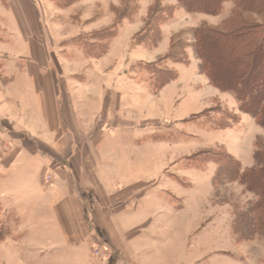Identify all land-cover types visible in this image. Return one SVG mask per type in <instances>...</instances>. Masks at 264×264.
Masks as SVG:
<instances>
[{
	"label": "rangeland",
	"instance_id": "rangeland-1",
	"mask_svg": "<svg viewBox=\"0 0 264 264\" xmlns=\"http://www.w3.org/2000/svg\"><path fill=\"white\" fill-rule=\"evenodd\" d=\"M0 5V264H124L109 238L136 235L166 243L169 264H264L258 195L216 173L223 160L252 167L264 126L210 84L193 48L195 28L225 30L235 0L200 23L177 0ZM243 15L264 32V12ZM158 67L173 78L155 88ZM34 76L57 89L52 121L29 119ZM59 196L78 204L63 215ZM120 224L129 236L111 233Z\"/></svg>",
	"mask_w": 264,
	"mask_h": 264
},
{
	"label": "trees",
	"instance_id": "trees-1",
	"mask_svg": "<svg viewBox=\"0 0 264 264\" xmlns=\"http://www.w3.org/2000/svg\"><path fill=\"white\" fill-rule=\"evenodd\" d=\"M187 12L215 15L223 0H177ZM245 11L264 12V0H235V7L225 22V30L195 28L194 52L200 60V71L211 85L233 93L243 112L252 115L264 126V32L263 25L247 20ZM155 70V71H154ZM153 86L158 88L173 76L170 70L155 68ZM224 153V152H223ZM223 160L225 156L221 155ZM228 158V157H226ZM217 166L219 175L229 174L254 191L259 199L255 204L254 225L264 230V152L254 153L255 164L244 168L232 160ZM232 164L231 169H228ZM229 170V172H228Z\"/></svg>",
	"mask_w": 264,
	"mask_h": 264
},
{
	"label": "crops",
	"instance_id": "crops-1",
	"mask_svg": "<svg viewBox=\"0 0 264 264\" xmlns=\"http://www.w3.org/2000/svg\"><path fill=\"white\" fill-rule=\"evenodd\" d=\"M1 3H2L3 6H1V5L0 6L3 7L4 9L6 7L7 8H9V7L11 8V5H10V3L8 1L7 2L6 1H4V2L2 1ZM230 11H231V8H230ZM195 14L197 16H200L199 23L200 22H206L207 19L205 17H207V18H215L216 17L214 15H205V14H202V13H195ZM47 67L50 70V66L47 65ZM41 69H44V68H42V66L41 67L40 66H35L34 71L39 73L41 71ZM50 71L54 72L53 69H51ZM34 78H35V76H34ZM34 78H33V81H31L30 83L28 82L29 84H31L30 96H27L26 94L25 95L23 94L24 98H26V100L28 98L29 101H31L30 102L31 103V109H30L29 112L33 111V113H34V114H32L33 116H31V118H29V119L33 120V121L35 119H41V120L44 119L46 121H52L51 119L53 118V116H50L51 115V111H50L49 108H50V104H51V97L53 96L54 100L56 98L55 95L57 94V89L54 86V82H52V83L50 82L51 84L47 83V82H43L42 83L41 81H39L37 79V77L35 78V80H34ZM101 89H104V86L101 87ZM108 92H109V90H107V91L103 90L100 93L94 92L92 90V91L88 92L89 94H86L87 91L86 90L85 91L82 90L81 93H82V95L84 97H87V96L88 97L89 96L97 97L98 96V98L102 99L101 97L103 95H105V96L107 94L109 95ZM103 93H105V94H103ZM65 94H66V99L71 98L72 94L67 93V92ZM58 96L61 97V98H62V96H64V94L62 93V89L59 90ZM67 114H68V108H67L66 104L63 102V106H62V104H60L58 106V116H59V118L61 120H66V119H68L66 117ZM48 132L51 133V134L55 133V129H53L52 125L50 126V124H49ZM112 178H113V180L117 181L115 176L112 177ZM118 192H120L119 195L123 194V192H121V191H118ZM105 194H108V193L105 192ZM58 200H59V205H57V208H60V206L63 208V215H65L66 206H68V211H69V206H72V203L75 204V205L78 204V202H77L78 200L77 199H75L77 201L72 202L71 198H69V197L67 198V197H64V196H59ZM66 215H67V213H66ZM148 227H149V225H147V227H146L147 230H148ZM106 228H107L106 230L110 233L109 225H106ZM125 228L126 227H124L123 225L120 224L118 231L115 230V229L113 230V228H112L111 233L112 232L119 233V234L121 233V236L125 235L127 237V236H129V235H127V233H130L131 229L127 230ZM151 230H152V228H151ZM118 236L120 237V235H118ZM109 240L112 242V244L110 242H109L110 244H107V243L106 244L110 245L112 248L118 250L119 255H121V261H123L124 264L125 263L126 264H150V263L152 264L153 260L157 257V256H154V255H159V257L161 255L162 256L161 259H164L165 264H166L167 261H168L167 264L170 263L169 262V256H164V253L166 252V243L155 244L156 246H153L152 241L151 242L150 241H146V236L145 235L143 237H139V235L132 236L131 239L129 238V240L126 243L120 244V245H119L118 241H116L114 239L109 238ZM144 243H146V244H144ZM168 255H171V254H168ZM149 261H151V262H149ZM164 261H163V263H164ZM154 263L160 264V261H158V259L156 258V260H154Z\"/></svg>",
	"mask_w": 264,
	"mask_h": 264
}]
</instances>
